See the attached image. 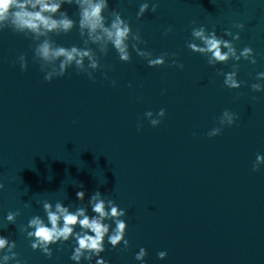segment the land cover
Segmentation results:
<instances>
[{
	"label": "water",
	"instance_id": "95a60500",
	"mask_svg": "<svg viewBox=\"0 0 264 264\" xmlns=\"http://www.w3.org/2000/svg\"><path fill=\"white\" fill-rule=\"evenodd\" d=\"M54 2L59 10L45 15L66 14L67 32L19 30L15 7L0 21V238L8 242L0 264H264V0H105V27L119 15L130 28L126 61L106 37L93 42L81 30L77 0ZM201 27L252 57L210 64L189 47L204 46L192 35ZM45 41L92 58L61 74L64 57L37 55ZM156 59L164 62L150 66ZM230 72L239 88L224 83ZM101 200L106 212H124L117 245L108 239L117 218L108 216L98 256L71 258L77 236L94 235L78 223L48 244L50 256L32 247L30 221L51 227L45 204L91 219Z\"/></svg>",
	"mask_w": 264,
	"mask_h": 264
},
{
	"label": "clouds",
	"instance_id": "9594fccd",
	"mask_svg": "<svg viewBox=\"0 0 264 264\" xmlns=\"http://www.w3.org/2000/svg\"><path fill=\"white\" fill-rule=\"evenodd\" d=\"M68 3H71L72 0H67ZM77 3L80 6V28L81 30L87 29L89 37L93 42H99L105 37L110 41L117 51L120 53V58L122 60H128L129 56L127 53V45L125 44L126 39L128 38L130 28L125 21L121 20L119 15L113 20L111 27H105L104 17L102 16V11L106 7L105 0H77ZM26 5H30L32 9H36L39 6V11H29ZM60 4L54 2V0H25L21 3L19 0H0V21H4L9 16V10L13 7L18 9L12 13V24L19 30L29 29L37 34L43 35L47 31L63 30L65 32L69 31L73 26V21L68 19L66 14L63 18L57 20L53 19L51 16L45 15V13H56ZM158 5L153 6V11L156 10ZM147 8V5H141L140 12L138 15H142L144 10ZM238 28H243L242 24L237 25ZM97 30H99L103 35H98ZM171 31V28L168 29ZM192 35L202 41L203 47H198L195 44L189 45L193 51H198L204 54H210L209 63L217 62H227L229 59L239 60L241 57L244 59H249L253 55L251 48H244L242 51L237 54V49L233 44L225 39L218 37L215 32L207 33L203 27L199 29H194ZM226 35H232L231 32H227ZM234 39H239L238 34L233 37ZM223 49H227L224 51ZM37 55L45 61H52L59 57H64V60L60 64V73L62 74L67 65L75 61L77 66H82L83 57H89L91 60V53L89 51L78 50L73 47L72 49H66L63 47L53 48L48 41L43 42L37 48ZM163 59H156L149 61L150 66L156 64H162ZM252 63H256L255 59L251 60ZM92 67H96V62L92 61ZM180 68H183V65H177ZM259 76L264 77V73H260ZM236 73L230 72L225 76L224 83L230 88H239L240 83L236 80ZM45 79L50 80L51 74L45 77ZM253 88L257 91L260 90L259 85H253ZM150 116L151 113H148ZM160 115H164V111L161 110ZM224 117L226 118L229 124L232 123L233 117L227 111L224 112ZM157 120H153L152 124L156 125ZM219 129L214 130L212 134H217ZM257 161H264V157L258 156ZM2 187V185H0ZM84 193L78 192L77 197L83 199ZM45 209L48 211V220L51 224V227L46 226L43 221L38 217L30 221V226L35 228V231L29 233L30 236H34L36 241L33 243L32 247L37 248L41 247L42 250L47 255H51L48 244L54 243L57 240L63 239L67 240L69 236L73 234V226L77 223L82 229H87L94 235H89L85 232L83 235L77 236L78 247L75 249L73 260L79 261L81 256L85 251L99 255L104 251L103 241L105 235L109 232V226L104 224L102 221L104 218L111 216L116 219V228L113 233L108 237L109 242L115 246L117 245L124 237L126 224L124 221L119 220L118 217L122 216L124 212L118 210L117 207L113 206L111 212L105 211L104 202L98 201L93 206V211L98 214V216L89 218L84 214L83 209H79L77 213L73 214L68 211L67 208L62 207L60 204L56 205V212L50 211V205L45 204ZM83 217V219H80ZM63 219V226H58V222ZM12 219V216H9V220ZM7 240L0 238V249H3L7 244ZM127 244V241H125ZM145 250L141 249L140 253L137 255V259H143L145 255ZM160 258H164L165 253H159ZM88 259L91 256L86 257ZM7 259V257H5ZM97 264H104L103 260L97 262Z\"/></svg>",
	"mask_w": 264,
	"mask_h": 264
}]
</instances>
